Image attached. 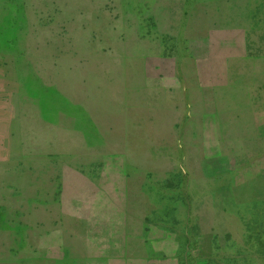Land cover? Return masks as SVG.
Instances as JSON below:
<instances>
[{
	"label": "crops",
	"instance_id": "crops-1",
	"mask_svg": "<svg viewBox=\"0 0 264 264\" xmlns=\"http://www.w3.org/2000/svg\"><path fill=\"white\" fill-rule=\"evenodd\" d=\"M20 5L0 264H242L236 218L264 181V0H0V31Z\"/></svg>",
	"mask_w": 264,
	"mask_h": 264
},
{
	"label": "rangeland",
	"instance_id": "rangeland-1",
	"mask_svg": "<svg viewBox=\"0 0 264 264\" xmlns=\"http://www.w3.org/2000/svg\"><path fill=\"white\" fill-rule=\"evenodd\" d=\"M26 1V0H24ZM86 0H81L85 2ZM163 12L157 9L148 8L146 10V30L147 32L160 34L166 30V25H158L155 21H159ZM27 22L23 16V10L20 5L18 16L16 18L8 19L7 24L0 31V81L3 89L0 90V97L3 103H0V117L3 118L2 129L0 136L1 148H18L19 141L12 136H9L11 124L8 122L10 110L8 107L9 97L15 95L11 89V77L13 73H18L21 66L20 50L25 41L23 36L27 31ZM143 25L131 24L126 31L134 34L142 31ZM169 29V28H168ZM153 34V35H154ZM151 41H147V47H150ZM24 74L22 78L23 86L26 91L38 92L37 84L33 81H27ZM254 189L248 187L244 191V197L249 199L254 196ZM258 196L260 200L247 202V207L243 210V215L237 217V226L240 229L239 240L241 241V261L242 264H264V181L259 186Z\"/></svg>",
	"mask_w": 264,
	"mask_h": 264
}]
</instances>
